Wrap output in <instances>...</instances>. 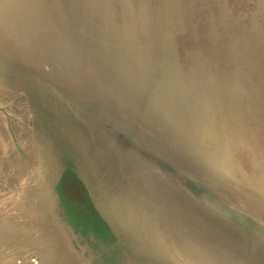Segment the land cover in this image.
I'll list each match as a JSON object with an SVG mask.
<instances>
[{"label":"rangeland","instance_id":"374dc122","mask_svg":"<svg viewBox=\"0 0 264 264\" xmlns=\"http://www.w3.org/2000/svg\"><path fill=\"white\" fill-rule=\"evenodd\" d=\"M83 1L20 3L27 13L47 19L59 16L26 27L28 39L31 34L38 39L30 42H39L34 50L42 65L36 73L41 79L38 86L32 83L35 75H24L26 82L19 64L1 57L2 53L14 57L17 46L0 49V67L8 68L7 74L0 68V105L8 116L0 112V207L16 199L32 167L35 151L27 129L31 111L42 107L64 111L74 104L80 112L99 117L96 123L87 120L94 126L116 118L134 123L138 142L160 156L168 157V151L185 162L184 156L209 170L238 200L264 212V0H90L84 5ZM76 20L84 23L88 34L85 52H79L80 43L73 41V64L79 71L63 55L66 47L60 67L51 66L45 60L49 51L45 45L59 37L56 32L62 33L57 41H63V35H80ZM13 30L18 33L19 27ZM56 70L63 74L57 81L51 76ZM77 72L79 90L69 85ZM35 93L44 94L38 109ZM6 216L1 208L0 233L5 231ZM163 251L168 254L166 248Z\"/></svg>","mask_w":264,"mask_h":264},{"label":"water","instance_id":"95a60500","mask_svg":"<svg viewBox=\"0 0 264 264\" xmlns=\"http://www.w3.org/2000/svg\"><path fill=\"white\" fill-rule=\"evenodd\" d=\"M20 3L24 0H0V49L18 48L14 57L0 56L17 62L22 78L35 75L32 83L38 86L39 42H30L37 37L28 39L26 27L59 16L27 13ZM75 23L80 35L57 41L62 33L56 32L59 37L45 45L53 67H60L66 47L63 55L79 69L73 41L84 51L87 35L84 23ZM0 68L7 74L8 68ZM79 73L69 80L77 90ZM62 76L56 70L52 77ZM35 95L38 109L44 94ZM75 107L31 111L27 129L34 160L12 205L0 207L7 214L0 264H264V212L238 200L209 170L184 156L186 163L168 151V157L157 155L138 142L135 125L116 118L94 126L99 117ZM0 112L7 116L1 105Z\"/></svg>","mask_w":264,"mask_h":264},{"label":"bare ground","instance_id":"6f19581e","mask_svg":"<svg viewBox=\"0 0 264 264\" xmlns=\"http://www.w3.org/2000/svg\"><path fill=\"white\" fill-rule=\"evenodd\" d=\"M127 1H128V0H127ZM141 1H142V0H141ZM91 2H92V1H91ZM107 2H108V1H107ZM117 2H118V1H117ZM133 2H134V1H133ZM143 2H144V0H143ZM143 2H142V3H143ZM115 3H116V2H115ZM129 3H130V2H129ZM127 4H128V3H127ZM146 5H147V4H146ZM146 5H145V6H146ZM130 6H131V5H130ZM92 7H93V6H92ZM134 7H135V6H134ZM130 8H131V7H130ZM146 8H147V7H146ZM128 10H129V9H128ZM92 11H93V9H92ZM108 11H109V10H108ZM147 12H148V11H147ZM92 13H93V12H92ZM107 13H108V12H107ZM115 13H116V10H115ZM90 14H91V13H90ZM64 15H65V14H64ZM91 15H92V14H91ZM129 15H130V14H129ZM146 15H147V14H146ZM132 16H133V15H132ZM151 16H152V15H151ZM114 17H115V16H114ZM120 18H121V17H120ZM133 18H134V17H133ZM150 18H151V17H150ZM151 19H152V18H151ZM151 19H150V20H151ZM147 21H148V20H147ZM91 22H92V21H91ZM89 24L91 25V23H89ZM131 24H132V23H131ZM154 24H155V23H154ZM90 25H89V26H90ZM109 25H110V24H109ZM151 25H152V24H151ZM89 26H88L87 28H89ZM159 26H160V25H159ZM110 29H111V28H110ZM88 30H89V29H88ZM154 30H156V29H154ZM108 31H109V30H108ZM87 33H88V31H87ZM150 33H151V32H150ZM153 33H154V32H153ZM132 34H133V33H132ZM167 34H168V33H167ZM87 35H88V34H87ZM108 35H109V34H108ZM164 35H165V34H164ZM169 35H170V34H169ZM38 36H39V35H38ZM156 36H157V35H156ZM165 36H166V35H165ZM171 36H172V35H171ZM133 37H134V35H133ZM36 39H37V38H36ZM49 39H50V38H49ZM134 39H135V38H134ZM37 40H38V39H37ZM164 40H165V39H164ZM157 41H158V40H157ZM84 44L87 45V43H84ZM109 44H111V43H109ZM134 44H135V42H134ZM152 44H153V43H152ZM79 47H80V45H79ZM84 47H85V46H84ZM134 47H135V46H134ZM150 47H151V46H150ZM156 47H158V46H156ZM169 47H170V46H169ZM108 49H109V48H108ZM156 50H157V48H156ZM156 50H155V51H156ZM164 51H165V49H164ZM84 52H85V51H84ZM151 52H152V51H151ZM163 53H165V52H163ZM80 54H81V53H79V55H80ZM155 54H156V53H155ZM164 55H165V54H164ZM81 57H82V56H81ZM37 59H38V58H37ZM45 60H46V59H45ZM148 60H149V59H148ZM148 60H147V61H148ZM163 60H164V59H163ZM173 60H174V59H173ZM80 61H81V60H80ZM165 61H166V60H165ZM165 61H164V62H165ZM174 62H175V61H174ZM75 64H76V63H75ZM48 65H49V64H48ZM50 65H51V64H50ZM51 66H52V65H51ZM80 66H81V64H80ZM146 66H147V65H146ZM151 66H152V65H151ZM48 68H49V67H48ZM146 68L148 69V66H147ZM172 68H173V67H172ZM42 69H43V68H42ZM150 69H152V67H151ZM171 70H172V69H171ZM78 71H79V69H78ZM38 72H39V71H38ZM80 72H81V71H80ZM147 72H148V71H147ZM152 73H153V72H152ZM152 73H151V74H152ZM42 74H43V73H42ZM147 74H148V73H147ZM172 74H173V73H172ZM192 74H193V73H192ZM148 75H149V74H148ZM153 75H154V74H153ZM153 75H151V77H152ZM48 76H50V75H48ZM52 76H53V75H52ZM80 76H81V73H80ZM146 76H147V75H146ZM171 77H172V79H174L172 75H171ZM51 78H52V77H51ZM147 78H148V77H147ZM189 78H190V77H189ZM78 79H81V78H78ZM181 79H182V78H181ZM175 80H176V79H175ZM147 81H148V79H147ZM207 81H208V80H207ZM148 82H149V81H148ZM172 82H173V81H172ZM191 83H192V82H191ZM211 83H212V82H211ZM172 84H173V83H172ZM150 85H151V84H150ZM191 85H192V84H191ZM191 85H190V86H191ZM147 86H148V85H147ZM172 86H173V85H172ZM197 86H199V84H198ZM68 87H69V86H68ZM178 87H180V85H178ZM189 88H190V87H189ZM175 89H176V88H175ZM178 89H179V88H178ZM193 89H194V88H193ZM176 90H177V89H176ZM180 90H181V89H180ZM144 91H145V90H144ZM144 91H143V92H144ZM189 91H191V90H189ZM193 91H194V90H193ZM186 92H187V91H186ZM173 93L175 94V92H173ZM176 93H177V92H176ZM182 94H183V92H182ZM212 94H213V93H212ZM183 95H184V94H183ZM183 95H182V96H183ZM213 95H214V94H213ZM219 96H220V95H219ZM0 97H1V96H0ZM192 97H193V95H192ZM1 98H2V97H1ZM142 98H143V97H142ZM194 98H195V97H194ZM189 99H190V98H189ZM196 99H197V98H196ZM141 100H142V99H141ZM141 100H140V102H142ZM144 100H145V99H144ZM173 100H174V99H173ZM177 100H178V99H177ZM181 100H183V99H181ZM216 100H217V98H216ZM218 100H219V99H218ZM2 101H3V99H2ZM178 101H179V100H178ZM193 101H194V100H193ZM220 101H221V100H220ZM233 101H234V100H233ZM197 102H198V101H197ZM142 103H144V102H142ZM183 103H184V102H183ZM188 103H189V102H188ZM198 103H199V102H198ZM191 105H192V104H191ZM221 105H222V104H221ZM235 105H236V104H235ZM178 106H179V104H178ZM142 107H143V106H142ZM142 107H141V108H142ZM180 107H181V106H180ZM184 107H185V106H184ZM197 108H200V107H197ZM176 110H178V109H176ZM198 110H199V109H198ZM198 110H197V111H198ZM182 111H184V110H182ZM139 112L141 113V110H140ZM184 112H185V111H184ZM198 113H199V111H198ZM201 114H202V113H201ZM201 114H199V115H201ZM212 114H213V113H212ZM178 115H179V114H178ZM184 115H185V114H184ZM209 115H211V114H209ZM187 118H188V117H187ZM200 118H201V117H200ZM200 118H199V119H200ZM182 119H183V118H182ZM0 121H1V120H0ZM186 121H187V119H186ZM88 122H89V121H88ZM91 122H92V121H91ZM102 122H103V121H102ZM136 122H137V120H136ZM183 122H184V121H183ZM1 123H2V122H1ZM184 123H185V122H184ZM187 123H190V122L187 121ZM98 124H99V123H98ZM185 124H186V123H185ZM133 125H135V124L133 123ZM1 126H2V125H1ZM188 126H189V125H188ZM2 127H3V126H2ZM135 127H136V126H135ZM197 131H198V130H197ZM2 132H3V131H2ZM189 132H191V131H189ZM3 134L5 135V133H3ZM16 134H17V133H16ZM191 136H192V135H191ZM193 136H194V135H193ZM196 137H197V136H196ZM194 139H195V138H194ZM196 141H197V139H196ZM9 143H10V142H9ZM25 144H26V143H25ZM9 145H10V144H9ZM251 145H252V144H251ZM14 146H15V145H14ZM195 146H196V145H195ZM195 146H194V147H195ZM218 146H219V144H218ZM25 149H26V148H25ZM196 149H197V148H196ZM224 152H225V151H224ZM255 154H256V153H255ZM256 157H257V156H256ZM258 157H259V156H258ZM258 157H257V159H258ZM204 158H205V157H204ZM204 158H203V159H204ZM208 159H209V158H208ZM205 160H206V159H205ZM226 161H227V159H226ZM207 162H208V161H207ZM211 162H212V161H211ZM10 163H11V162H10ZM23 163H24V162H23ZM29 164H30V163H29ZM29 164H28V165H29ZM11 165H12V164H11ZM13 165H14V164H13ZM25 165H26V164H25ZM30 165H31V164H30ZM30 165H29L28 167H30ZM252 165H253V164H252ZM10 167H11V166H10ZM17 167H19V166H17ZM17 167H16V168H17ZM25 167H26V166H25ZM212 167H213V164H212ZM214 167H215V166H214ZM214 167H213V168H214ZM220 167H222V166H220ZM215 168H217V167H215ZM17 170H18V169H17ZM262 170H263V169H262ZM18 171H19V170H18ZM252 173H254V172H252ZM17 174H19V173H17ZM260 174H261V173H260ZM263 174H264V171H263ZM240 175H242V173H240ZM243 175H244V174H243ZM246 175H247V174H246ZM258 175H259V174H258ZM15 176H16V175H15ZM15 176H14V177H15ZM260 176H262V174H261ZM16 177H18V176H16ZM26 177H27V175H26ZM240 177H241V176H240ZM18 178H19V177H18ZM20 179H22V178H20ZM241 180H242V179H241ZM243 180H244V179H243ZM263 180H264V179H263ZM13 181H14V180H13ZM22 181H23V180H22ZM14 182H15V181H14ZM20 182H21V181H20ZM15 184H16V183H15ZM12 186H13V185H12ZM18 187H19V184H18ZM14 188H15V187H14ZM12 189H13V187H12ZM16 189H18V188H16ZM8 191H9V190H8ZM10 191H11V190H10ZM18 191H19V190H18ZM16 196H17V195H16Z\"/></svg>","mask_w":264,"mask_h":264}]
</instances>
